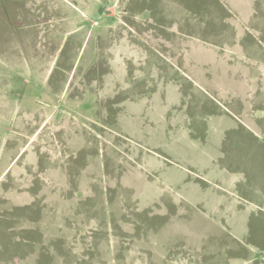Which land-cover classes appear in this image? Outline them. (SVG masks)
<instances>
[{"label":"rangeland","instance_id":"1","mask_svg":"<svg viewBox=\"0 0 264 264\" xmlns=\"http://www.w3.org/2000/svg\"><path fill=\"white\" fill-rule=\"evenodd\" d=\"M261 1L0 0V264H142L184 197L204 260L264 264V139L202 119L156 53L175 37L225 88L245 67L264 105Z\"/></svg>","mask_w":264,"mask_h":264},{"label":"crops","instance_id":"2","mask_svg":"<svg viewBox=\"0 0 264 264\" xmlns=\"http://www.w3.org/2000/svg\"><path fill=\"white\" fill-rule=\"evenodd\" d=\"M261 2L264 5V0ZM243 28H245V25H243ZM179 33L182 32L179 31ZM146 40L148 45H150L148 37ZM156 43L159 45L156 53L161 59L160 63L164 64L163 73L168 77V85L171 87H183V83L191 84L194 85L193 92L201 93L199 97L196 98L192 96L188 100H190L191 104L203 109V113L200 111V117H202V119L212 120V118H219L225 122L227 120H235L241 124V127L248 130L247 132H249V134H251L253 137L257 139H264V117H258L259 114L257 112L258 108H262L264 114V105H260L257 102L258 96L260 97L262 92L259 91L258 95L254 94L257 90H255L254 87H251L253 86L251 80L255 76L252 78L250 77V68V71L248 72L247 68L243 67L245 69V75H242L241 82L243 81L246 85L245 89V86H241L239 89L225 88L223 84L213 81V73H210L208 69L201 67L199 68L197 65H195L194 61L197 60L195 55L192 53L182 55L181 45L175 37H160L157 39ZM241 57H243L242 54ZM247 57L249 59L251 56L249 55ZM255 61H257V57ZM234 62L236 65L241 67L242 60H233L232 63ZM243 68L241 70H244ZM216 74V76H219L218 73ZM174 76L176 78H174ZM227 94L228 98H225V95ZM211 109H218V111H213ZM193 113H196V111ZM192 117L196 118V116ZM219 119L214 120V122L219 121ZM47 181L53 180L49 178ZM50 186L53 187V184H48V187ZM237 195L238 196H236V198L241 201V204L246 203L252 208H259L256 204V201L239 196V192ZM182 202L186 205L184 218L180 217V214L183 212L181 208L174 210L176 218L180 217L181 219H186V231L182 228V225L179 222L178 227L182 228L183 231L177 228L176 230H170L167 225L159 223L158 229L157 227H152V229L149 228L147 231L143 232L141 234L140 240V251L142 252V258H140V261L142 264H198L201 256H203V259H201L202 264L220 263V261L217 262L212 258H207L204 260L209 251L207 252L206 248L203 247L201 242H198V240L194 242L192 233L189 229L192 219V209L190 206L192 200L189 197H184ZM62 204H64V200ZM248 209L250 211V208ZM248 209L246 208L244 210L241 207V214L244 210L245 215L246 212H249ZM128 229L129 228L124 229L125 232L127 231L126 234H131L133 231ZM87 232L89 233L90 230H87ZM58 233L60 232L58 231ZM133 235L135 236V234Z\"/></svg>","mask_w":264,"mask_h":264}]
</instances>
